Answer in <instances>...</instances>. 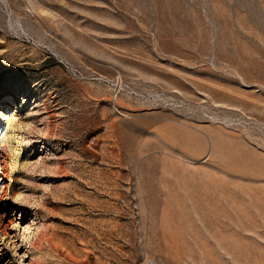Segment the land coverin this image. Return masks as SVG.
Instances as JSON below:
<instances>
[{"label": "rangeland", "instance_id": "1", "mask_svg": "<svg viewBox=\"0 0 264 264\" xmlns=\"http://www.w3.org/2000/svg\"><path fill=\"white\" fill-rule=\"evenodd\" d=\"M0 264H264V0H0Z\"/></svg>", "mask_w": 264, "mask_h": 264}]
</instances>
